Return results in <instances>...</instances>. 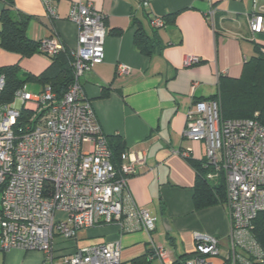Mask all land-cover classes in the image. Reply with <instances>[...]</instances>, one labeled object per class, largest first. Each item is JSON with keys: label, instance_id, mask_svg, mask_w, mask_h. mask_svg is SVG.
<instances>
[{"label": "built area", "instance_id": "2783aa9c", "mask_svg": "<svg viewBox=\"0 0 264 264\" xmlns=\"http://www.w3.org/2000/svg\"><path fill=\"white\" fill-rule=\"evenodd\" d=\"M42 1L46 15L56 16L51 1ZM150 1L137 0V8L148 14L150 28H160L164 20L150 13ZM67 18L76 25L77 37L70 49L73 80L63 96L50 102L54 93L49 85L31 93L23 84L11 101L0 100V249L42 254L38 262L19 264H120L117 241L76 245V238L103 223H116L123 231L154 230L155 216L135 204L127 186L144 166L145 151L126 150L117 166L112 162L105 134L79 82L103 60L105 16L90 1L77 0ZM247 22L252 34L264 32L256 0ZM61 49L63 43L55 35L39 39L45 57ZM199 61L189 54L183 65ZM129 71L127 65L116 64V75ZM4 83L0 72V93ZM22 108L44 109L30 123L18 125ZM183 137L202 141L212 171L222 174L230 226L224 250L215 236L195 232L194 254L184 264L264 263V249L251 235L252 220L264 210V126L255 118L224 119L217 99L198 100L185 113ZM179 154L188 157L189 149ZM57 237L63 239L61 245L55 244ZM67 243L75 246L72 252L63 251ZM152 257L161 264L173 261L157 244L148 255Z\"/></svg>", "mask_w": 264, "mask_h": 264}, {"label": "crops", "instance_id": "0c3cea01", "mask_svg": "<svg viewBox=\"0 0 264 264\" xmlns=\"http://www.w3.org/2000/svg\"><path fill=\"white\" fill-rule=\"evenodd\" d=\"M50 1L53 18L46 15L42 0H13V10L30 16L25 31L30 39L55 35L73 49L77 27L67 15L77 0ZM81 1H90L103 13L107 26L103 60L79 78L83 95L105 135H119L126 150L145 151L144 166L130 177L127 186L135 204L156 219L151 232L123 231L116 223L98 224L80 231L76 245L117 241L120 264H161L156 257L148 258L153 244L166 249L172 259L193 253L195 232L215 236L222 247L230 230L227 209L221 204L194 208L195 173L179 150L189 149L194 159L204 157L202 141L183 137L188 107L195 99L217 91L218 76L238 77L244 61L254 53V43L263 45L264 53V32L252 34L247 22L252 0H151V14L175 13L156 29L149 27L137 0ZM4 6L0 0V11ZM256 6L264 16V0H256ZM133 18L157 43V50L150 55L141 53L133 43ZM189 54L200 61L183 65ZM117 63L127 65L129 73L116 75ZM10 64L38 74L48 59L38 53L20 57L0 47V66ZM102 90L107 92L103 97ZM74 248L67 243L63 251ZM142 255L139 262L132 261ZM41 257L37 251L0 249V264L35 263L31 261Z\"/></svg>", "mask_w": 264, "mask_h": 264}, {"label": "trees", "instance_id": "16d2710c", "mask_svg": "<svg viewBox=\"0 0 264 264\" xmlns=\"http://www.w3.org/2000/svg\"><path fill=\"white\" fill-rule=\"evenodd\" d=\"M2 1L5 6L0 11V47L20 57H28L34 53L42 54L39 50V40L30 39L25 32L30 16L15 12L13 0ZM141 12L147 16L148 22V14L142 10ZM174 14L161 16L164 25ZM132 23L136 25L133 43L137 49L145 55H150L157 50L156 41L144 31L139 21L133 18ZM115 33H120V30H115ZM261 46L263 45L253 44L254 53L244 61L238 77L218 76L217 91L207 98H198L194 101L217 99L222 118H255L264 126V53ZM70 52V49L63 44V49L47 57L48 65L38 74L23 71L18 64L0 66V72L5 76L0 100L11 101L14 92L31 81L40 85H49L54 93V99L50 102L58 101L73 80ZM106 94V90H102L100 96L103 97ZM43 109L31 111L22 108L18 125L30 123ZM105 137L111 151V160L117 166L122 153L126 151L124 141L119 135H105ZM183 158L195 173L192 193L194 208L199 209L215 204L226 207V188L222 174H215L212 171L205 156L201 159H194L190 155ZM251 235L264 249V210L259 211L252 220ZM193 254L178 255L171 264H184ZM141 258H144V255L133 258L132 261L137 263Z\"/></svg>", "mask_w": 264, "mask_h": 264}, {"label": "rangeland", "instance_id": "374dc122", "mask_svg": "<svg viewBox=\"0 0 264 264\" xmlns=\"http://www.w3.org/2000/svg\"><path fill=\"white\" fill-rule=\"evenodd\" d=\"M41 86L42 85H40L39 83H37V82H31V81H28L27 83H26V90L27 91H29V92H31V93H36V92H38L39 90H40V88H41ZM197 142H200L199 140H197ZM199 233H201V232H199ZM62 241H63V239L61 238V237H57L56 239H55V244L56 245H61L62 244ZM221 245H222V249L224 250L225 248H227L228 247V245H229V236H228V238H227V241L225 242V244L223 245L222 243H221ZM40 254H36V256H39ZM38 258V257H37ZM36 261H38V259H35L34 261H31V262H36ZM123 264H128V263H123ZM254 264H264V263H260V262H257V263H254Z\"/></svg>", "mask_w": 264, "mask_h": 264}]
</instances>
